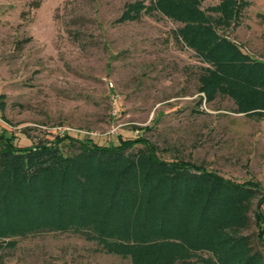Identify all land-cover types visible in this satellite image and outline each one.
I'll list each match as a JSON object with an SVG mask.
<instances>
[{
  "label": "rangeland",
  "instance_id": "rangeland-1",
  "mask_svg": "<svg viewBox=\"0 0 264 264\" xmlns=\"http://www.w3.org/2000/svg\"><path fill=\"white\" fill-rule=\"evenodd\" d=\"M136 0H0V132L16 145L62 136L114 145L143 136L167 160L184 158L234 182L258 184L240 232L264 256V116L239 112L232 97L207 100L209 64L178 39L183 23L149 7L117 22ZM220 0H200L212 8ZM221 31V30H219ZM221 33L264 61V0H249ZM65 138L64 153L73 147ZM139 146V145H137ZM73 232L14 238L0 264H133ZM174 264H206L208 251Z\"/></svg>",
  "mask_w": 264,
  "mask_h": 264
},
{
  "label": "trees",
  "instance_id": "trees-1",
  "mask_svg": "<svg viewBox=\"0 0 264 264\" xmlns=\"http://www.w3.org/2000/svg\"><path fill=\"white\" fill-rule=\"evenodd\" d=\"M248 4L220 0L215 14L200 0H152L149 7L182 22L178 39L209 64L198 77L207 100L229 95L237 111L264 116V61L221 33ZM144 8L141 0L128 3L116 21L135 20ZM65 138L70 153L58 145ZM14 139L0 132V249L16 237L56 231L96 240L99 250L133 264H174L199 251L211 253L212 264H264L240 232L258 184L162 158L143 136L114 145L68 136L22 145Z\"/></svg>",
  "mask_w": 264,
  "mask_h": 264
}]
</instances>
